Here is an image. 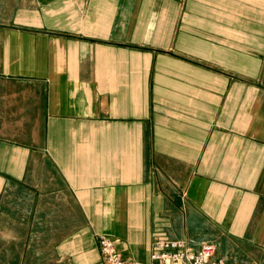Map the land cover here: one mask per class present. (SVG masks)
I'll use <instances>...</instances> for the list:
<instances>
[{
    "label": "crops",
    "instance_id": "crops-1",
    "mask_svg": "<svg viewBox=\"0 0 264 264\" xmlns=\"http://www.w3.org/2000/svg\"><path fill=\"white\" fill-rule=\"evenodd\" d=\"M101 235L264 264V0H0V264Z\"/></svg>",
    "mask_w": 264,
    "mask_h": 264
},
{
    "label": "built area",
    "instance_id": "built-area-1",
    "mask_svg": "<svg viewBox=\"0 0 264 264\" xmlns=\"http://www.w3.org/2000/svg\"><path fill=\"white\" fill-rule=\"evenodd\" d=\"M99 243L107 264H228L221 258H215L216 244L210 241L202 242L195 249L184 240L158 236L153 243L149 262L124 256L110 236L101 235Z\"/></svg>",
    "mask_w": 264,
    "mask_h": 264
}]
</instances>
